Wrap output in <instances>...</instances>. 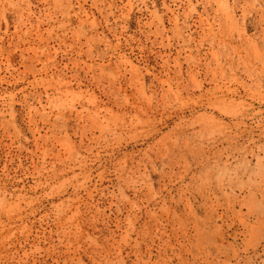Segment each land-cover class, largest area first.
<instances>
[{
	"label": "rangeland",
	"instance_id": "374dc122",
	"mask_svg": "<svg viewBox=\"0 0 264 264\" xmlns=\"http://www.w3.org/2000/svg\"><path fill=\"white\" fill-rule=\"evenodd\" d=\"M0 264H264V0H0Z\"/></svg>",
	"mask_w": 264,
	"mask_h": 264
}]
</instances>
